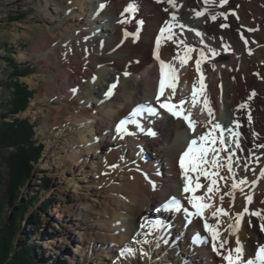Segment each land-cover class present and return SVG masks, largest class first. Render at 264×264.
Here are the masks:
<instances>
[{"label":"bare ground","instance_id":"obj_1","mask_svg":"<svg viewBox=\"0 0 264 264\" xmlns=\"http://www.w3.org/2000/svg\"><path fill=\"white\" fill-rule=\"evenodd\" d=\"M231 1L221 5L220 0H209L207 4L205 0H174L173 7L168 0H32L39 16L35 24L25 26L32 48L21 57L44 60L41 77L47 85L48 96L42 109L41 127H61L58 137L64 146L50 148L54 155L57 150L65 149L66 156L55 161L62 160L60 175L67 177V186L61 185L60 191L66 192L71 182L74 188L82 182L83 178L75 174L79 171L81 176L85 175L82 161L76 163L78 159H95L97 153L102 159L96 162V177L91 179L102 190L97 195L84 194V200L91 198L97 209L91 205V221L77 224L86 229L79 237L86 241L84 248L78 246L80 256L87 250L99 264H148L151 260L148 257L152 258L151 264H227L224 255L236 247L237 238L229 235L228 225L245 207L249 211L242 217L237 234L244 247V258L254 255L264 244V175H261L264 169V71L261 70L264 0H237L235 6ZM130 3L136 5L133 19L126 11ZM197 11L203 14L197 16ZM212 15L216 16L215 20L210 18ZM100 20L110 22V27ZM138 21L143 22L140 28ZM161 29L165 31L161 33ZM136 33H139L137 38ZM157 37H161L159 48ZM188 49L191 51L185 56ZM152 52L169 60L175 70L174 89L167 88L161 100L172 97L171 101L179 104L183 99L185 103L179 105L184 109L177 111L189 114V119L195 121V132L184 124L183 118L170 116L156 103V84L149 81L157 71ZM182 59L186 63H181ZM196 60H200L199 72ZM201 82L203 91L199 87ZM194 84L195 104L192 102ZM112 85L115 87L111 95L106 96ZM90 96L98 97L99 102L94 103ZM200 96H208L211 116L202 112ZM140 103L156 107L157 117L163 115L161 125L167 124L165 129L160 128L155 118L147 117V124L141 122L138 128L130 122V129L113 139L109 125L128 116ZM222 109L229 121L219 118ZM53 116L59 117L57 124L52 122ZM106 119L110 123L105 126ZM215 124L221 128L213 131ZM68 125L70 130L76 128L75 135L65 132L63 127ZM151 126L156 130L154 136L147 134ZM229 128L239 135H231ZM205 133L217 138L214 144L210 141L205 144L212 152L215 150L216 165L208 160L200 164V170H189L187 179L192 181L190 187L195 191L186 193L180 155L188 140ZM221 134L225 137L223 144L219 139ZM106 136L112 142L104 145L102 140ZM158 138H163L164 145L155 148L153 160L142 161L145 158H141L142 147L152 146ZM229 159L231 172L227 167ZM221 164L224 166L220 167ZM113 169L120 176L111 174ZM104 171L107 176L102 175ZM204 172L209 175L205 176ZM243 178L248 182L242 186L243 192L239 188L232 190V183ZM212 180L216 183L213 192H209ZM196 184L200 187L196 188ZM229 192L232 195H225ZM171 195H176L184 205L189 204L192 196L201 197L209 207L202 218L187 216L182 211L166 213L162 221L148 220L150 212L146 210L152 205L151 213L162 215L160 201ZM248 195L252 197L250 203L246 201ZM81 205L77 203L75 209L79 215H85L86 209L81 210ZM221 207L228 214L213 216ZM66 211L67 207H61L56 216ZM254 212L261 215H251ZM205 222L217 226L218 246L221 241H228L219 249L221 256L214 254L211 237L202 229ZM150 231H154L152 236ZM197 234L206 242L194 241ZM102 247L110 257L102 255ZM176 247H181L182 254H178ZM125 249L131 251L119 252Z\"/></svg>","mask_w":264,"mask_h":264},{"label":"rangeland","instance_id":"obj_2","mask_svg":"<svg viewBox=\"0 0 264 264\" xmlns=\"http://www.w3.org/2000/svg\"><path fill=\"white\" fill-rule=\"evenodd\" d=\"M236 3L237 0L231 1L232 6H235ZM37 16H39V13L32 0H0V114L7 112V99L9 97V89L7 86L10 81L15 80L9 66V57H13L15 62L20 63V65H31V69L27 74L16 77V79L18 82L26 85L29 90L34 91L33 96L29 99L25 109L13 116L30 118V121L35 124L34 139L43 146L40 158L32 168L30 177L26 180L24 186L19 189L18 199L14 203L15 205H23L24 202L26 203L30 201V204H27L22 217L19 219V227L16 232V237H18L22 243H27L32 246L37 259L42 264H99L97 259L87 254V250L83 252L82 256L78 253L77 249L79 248V245L83 248L86 246V241L79 240V237L82 236L81 233H85L86 229L81 228V226H78L77 224H87L93 218V213L90 211L92 205L91 198L84 200V194L88 192V194L97 195V191L102 190V188H98L97 185L91 183V179L96 177L98 170L96 162H99L102 159L101 155L97 152V154H94L95 159H92L93 157L91 159L88 157L78 159L76 163L79 164V162L82 161L85 168V175H82V177L79 171L75 174L77 178H83L82 182L77 183L78 188L72 187L73 182H71V185H69L66 192H63L62 190L60 191L59 188L61 185L67 186V177L65 175H60L61 165H63L62 160L59 163H56L55 161L56 158L61 159L66 156L64 154L65 149L57 150V154L54 155L50 148L53 145H56L57 147L64 146L63 140L58 137V131H60L61 127L58 125L52 129H44L41 127L44 121L42 109H44L46 105L45 99L48 96L47 85L45 80L41 77L44 60L38 57H21L22 53H29V49L32 48V41L25 33V26L35 24ZM263 21L264 19L262 20V23ZM261 70L264 71V65ZM98 71L99 70H96L95 72L98 73ZM149 81L152 83V78H150ZM95 91L97 93L98 89H95ZM90 97L93 99L92 101H94V103L97 104L99 102L98 97ZM226 114L227 113L224 109H222L219 118L222 120L228 119L227 121H229V116ZM53 117L54 120H52V122L57 124L59 122V117ZM9 118L10 115L8 114L6 120H9ZM108 122L106 119L104 125L106 126ZM161 122L162 121H158L157 124L162 130H164L167 124L163 123L161 125ZM112 125L113 123L109 126L112 127ZM63 129H66L65 132H70L72 136L75 135L76 128L73 129L72 127L70 130V125H68L67 127L64 126ZM102 141L105 145L110 144L112 139L110 136H106ZM164 143L165 141L163 138H158L152 146H143L141 150V158H145H143L142 161L149 162V160H153L152 153L155 154L154 150L159 146L164 145ZM111 145H108V147L110 148ZM11 150L12 148H7L4 160H0V164L3 166L4 171L7 170L5 159L7 158L8 152ZM147 155L148 157L150 156V159H148ZM67 159L71 160L70 157ZM110 172L111 174L113 173L120 176V173H118L117 170L113 169ZM102 173H104L102 174L103 176H107L105 171ZM44 177L50 178L46 187L43 182ZM5 191L6 183L1 182L0 198L4 195ZM77 203H82L81 210L85 207V215H83V213L79 215V211H76L75 206ZM44 205L45 207L43 208ZM60 206L67 207V211L65 213L61 212V216L57 217V211L61 209ZM92 206L97 209V205ZM151 211H153L152 205L146 210V213L150 212L151 214ZM12 213V207L4 204L2 215L9 218ZM36 214L39 216V222L37 225L33 222ZM123 217L125 218L126 216ZM77 232L80 233L77 234ZM113 249L116 250L117 247ZM173 249L172 252L174 251ZM177 251L178 254H182V252H180L181 247L178 248ZM102 252L104 257H110V253L104 248ZM119 252L122 254V251ZM216 256L218 257L219 255L216 254ZM148 260H150L148 264L153 262L150 257H148ZM122 264L126 263L122 262ZM130 264L134 263L131 262Z\"/></svg>","mask_w":264,"mask_h":264},{"label":"trees","instance_id":"obj_3","mask_svg":"<svg viewBox=\"0 0 264 264\" xmlns=\"http://www.w3.org/2000/svg\"><path fill=\"white\" fill-rule=\"evenodd\" d=\"M9 66L15 80L10 81L7 86L9 89L7 112L0 114V160H4L7 148H12L5 159L7 170L4 171L0 164V183H6V191L0 198V264H42L37 259L32 246L22 243L16 237L19 219L30 201L24 202L23 205L14 204L18 199L19 189L30 177V172L40 158L43 148L42 144L34 139V122H31L28 117L13 116L23 111L33 96L34 91L29 90L26 85L16 79L27 74L31 65H20L13 57H9ZM8 114L10 118L6 120ZM49 181L50 178H43L45 187ZM4 204L13 209L9 218L2 215ZM33 222L36 225L39 222L38 214L34 216Z\"/></svg>","mask_w":264,"mask_h":264},{"label":"snow or ice","instance_id":"obj_4","mask_svg":"<svg viewBox=\"0 0 264 264\" xmlns=\"http://www.w3.org/2000/svg\"><path fill=\"white\" fill-rule=\"evenodd\" d=\"M226 2V0H220V4L223 5ZM168 3L170 5H172L173 7H175V3L174 0H168ZM205 3H209V0H205ZM101 7H103V5H101ZM206 10V9H205ZM126 11H134V7L132 4H129L128 8L126 9ZM203 14V11H197L196 15L200 16ZM221 15H223L221 13ZM175 18V17H173ZM212 20L216 19L215 15H212L210 17ZM137 23H142V21H138ZM226 25H221V27H225ZM139 31V29L137 30ZM165 31V29H161V33H163ZM127 35V33H126ZM171 38V37H169ZM161 42V37H157V48H159ZM191 49H188L185 53V56H187V53L190 52ZM215 54V53H214ZM155 55V53H154ZM157 59L159 60V56L157 55ZM181 63H186V59H182ZM160 64H161V74H160V81H159V89L156 93V103L159 104V106L161 108L166 109L170 114H172L175 117L180 118L181 116L183 117V119L188 123V127L189 129H191L193 132H195V121L190 120L188 115H184L183 111H177V107L178 105L172 104L170 103L172 97H167L166 100L162 101L161 97L164 96V92H165V88L169 87V88H173L174 89V82L176 80V76H175V70L171 67V65H165L164 61L160 60ZM197 64V71L199 72V65H200V60H197L196 62ZM165 67H167L169 69V74L168 76H166L165 74ZM95 79V77L93 78ZM203 80V77H201V81ZM115 85H112L109 87L108 91L105 93L106 96L111 95L112 93V88H114ZM204 89V85L201 82L200 85V90L203 91ZM73 91H75V89H73ZM197 100V91H196V87L195 84L193 85V94H192V102L193 104L196 103ZM185 103V101L182 99L180 100L179 104L183 105ZM208 100L207 98L204 99V106L205 109L208 111L209 116L212 115L211 112V108L208 107ZM245 105H241V107H244ZM147 110L149 114H155V110L151 107V106H145V105H139L136 109L133 110V112L131 113V115L133 117H135L137 114H139L142 110ZM137 123L134 119L133 120H121L119 122V124H117L116 128H117V132H121L126 130L124 128V126L129 123ZM137 127L140 128L139 123H137ZM221 126L219 124H215L214 125V129H220ZM141 131H143V129H140ZM147 134L149 135H156L155 132H153L151 129H148ZM233 135L238 136L239 133H233ZM216 137L212 136L210 133H205L204 135H201L199 137H197L196 139H193L192 141L189 142L187 149L180 155V167L182 170H184V175H185V186H184V192H194L195 188H192L189 186L188 184V171H198L200 164L202 163H206V154L208 152V148L205 147V144L207 142H211V143H215L216 142ZM221 144L224 143V138L223 135L221 134V136L219 137ZM264 147V146H262ZM237 148H239V143L237 142ZM213 153L214 156L216 155L215 150L213 149ZM212 164L213 166L216 165V160L215 158L212 160ZM224 165L221 164L220 167H223ZM227 167L229 169V171L231 172V168H232V164H231V159H229ZM205 176H208L209 174L207 172L203 173ZM218 174V173H217ZM234 175V174H233ZM261 175H264V169L261 170ZM147 178V177H146ZM211 178V177H209ZM150 183H152L150 181ZM216 181L212 180V183L208 185V191L209 192H213V185H215ZM247 179L243 178L241 179L238 183L237 182H233L231 185L232 190H236L237 188H239V190L241 192H243V185L247 184ZM253 184H255V181L252 182ZM200 185L196 184V188H199ZM153 188H155V184L153 183ZM216 192L219 191L218 188L215 189ZM225 195H232V192L229 193H225ZM234 198V197H233ZM251 195H248L246 197V201L248 203L251 202ZM201 200V197H196V196H192L189 198L188 202L189 204L192 205V207L195 209V212L193 213H189L187 209H182L180 201H178L175 197H172L171 199L167 200L164 204L161 205V208H163L164 210H175L177 212L183 210L187 216H203V210L207 207H209L208 204H203L200 203L199 201ZM221 200H223V195H221ZM159 211V209H158ZM248 208L245 207L243 212L237 213L235 216V219L233 221L232 224L228 225V230H229V235L233 236L235 235L236 238V247L234 249H229L227 255H224V260L227 262V264H264V244H261L255 251V258L251 259H245L244 258V247L242 242L240 241L239 237H238V231H239V226L241 224V220L242 217L248 213ZM228 213L225 212V210L221 207V208H217L216 211H214L212 213L213 216H219V215H227ZM251 215H261L259 212H254L251 213ZM191 222V221H189ZM219 224V220H217V225ZM204 228L205 230L210 234L211 238H212V246H213V251H216L217 254H220L219 249L224 248V245L228 243L227 240L221 241L219 243V246L217 245V240H218V231H217V226L214 225H209L207 222H205L204 224ZM262 231H264V225H262ZM194 241H201V242H206L201 240V238L199 237V234H197L196 237H194ZM127 251L130 252V249H125L122 250V254Z\"/></svg>","mask_w":264,"mask_h":264}]
</instances>
